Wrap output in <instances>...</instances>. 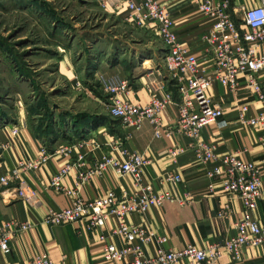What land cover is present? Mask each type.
Segmentation results:
<instances>
[{
	"label": "built area",
	"instance_id": "obj_1",
	"mask_svg": "<svg viewBox=\"0 0 264 264\" xmlns=\"http://www.w3.org/2000/svg\"><path fill=\"white\" fill-rule=\"evenodd\" d=\"M101 1L103 7L109 0ZM125 4L126 19L134 27L155 25L167 49L163 64L174 81L178 98L175 100L173 93L163 86L149 85V101L145 105L135 104L128 99L132 89L127 78L118 74L97 75L99 88L109 100V114L126 128L138 129L147 122L156 138L169 136L173 129L188 138L190 142L186 146L170 148L168 154L175 159L186 150H192L198 162L212 164L206 171L211 180L208 189L227 195L218 217L227 215L233 199L241 202L244 216L235 222L233 235L207 247L187 244L178 249L169 247L168 236L157 233L151 226L128 221L132 215L151 207L188 203L190 195L179 196L174 190L156 191L143 178V168L151 159L143 153L129 151L125 144L128 136H125L110 141L108 152L93 165H87L85 155L78 154L51 175L48 186L62 193L69 203L60 210L49 209L42 221L50 226L81 223L84 230L96 234L102 242V264H216L223 256L239 262L244 249L264 244V207L260 217L253 216L264 194V164L243 159L238 150L217 153L216 142L204 139L202 134L211 125L220 132L229 125L225 119L228 111L225 100L213 93L215 83L235 99L233 108L239 126L264 131V0H193L197 13L211 20L201 37L199 56L181 43L165 1L125 0ZM76 86H80L79 81ZM247 99L257 104L253 115ZM172 104L176 111L175 123L166 126L163 113ZM7 121L2 119V125H10ZM19 130V125L10 126L11 137H16ZM260 140L264 143V136ZM9 144L0 141V151L6 150ZM73 146L85 144L75 142ZM92 146L99 147L96 143ZM60 152L68 154L70 149L61 148ZM51 156L45 146H41L36 157L23 158L12 170L0 174V195L7 201H31L35 190L26 176L45 165ZM108 170L118 178L129 179V189L119 195L109 190L93 199L82 198L83 186ZM72 175L74 183L70 186L65 180ZM163 179L171 185L181 181L179 175L171 173ZM111 219L115 223L105 234L103 227ZM32 226L14 219L0 222V250L8 254L12 239ZM110 237L121 239L122 246L111 243ZM149 246L153 251L148 254ZM28 264H52V260L47 252H40Z\"/></svg>",
	"mask_w": 264,
	"mask_h": 264
},
{
	"label": "crops",
	"instance_id": "obj_2",
	"mask_svg": "<svg viewBox=\"0 0 264 264\" xmlns=\"http://www.w3.org/2000/svg\"><path fill=\"white\" fill-rule=\"evenodd\" d=\"M160 1L168 4L181 43L199 56L202 53L201 37L211 20L197 13L193 0ZM96 2L100 6L101 3ZM103 9L116 23L134 27L126 19L128 11L125 0H109ZM134 29L138 34L135 37L115 35L103 40L98 38L87 46V50L84 47L71 50L70 46L66 48L63 45L61 48L58 44L57 72L74 92L86 95L80 101L72 97L69 107L59 105L51 113L35 114L33 117L27 110L24 88L20 90L16 83L12 84V96L8 97L11 99L9 110L0 113V141L10 142L6 150L0 151V174L12 170L23 158L36 157L41 146H45L52 156L45 165L26 176L35 190V197L31 201H7L0 195V222L14 219L33 225L12 239L8 254L0 250V264H28L40 252H47L52 264L103 263L102 242L96 234L84 230L81 223L60 226L43 223L49 209L60 210L69 203L62 193L48 186L49 179L78 154L85 155L87 165H93L108 152L107 144L110 141L125 136H128L125 144L129 151L143 153L151 159V163L143 168V178L156 191L174 190L179 196L190 195L188 203H165L161 207H151L143 213L132 215L128 221L147 224L157 233L168 236V245L174 249L187 244L207 247L235 233V222L243 218L244 209L239 200L233 199L227 215L218 217V212L227 202V195L217 189H208L211 180L206 176V171L212 164L198 162L192 150H186L175 159L168 154L170 148L186 146L190 142L188 138L180 136L174 129L169 136L156 138L147 122L138 129L126 128L109 114V100L99 88L97 75L118 74L127 78L132 89L128 99L135 104L145 105L149 101V85L163 86L173 93L175 100L178 98L174 81L163 64L167 49L159 39L155 25ZM76 81H79V87ZM213 93L224 98L228 110L225 119L229 125L221 132L211 125L203 131L202 137L216 142L217 153L238 150L243 159L263 165L264 143L260 139L264 131L239 126L233 108L235 99L217 83L213 86ZM246 101L250 103V114L253 115L257 104L250 99ZM175 117V106L169 105L163 113L164 125L173 126ZM2 119H7L10 125H2ZM15 125L20 127L19 134L11 137L10 126ZM75 142H83L85 146H73ZM94 143L99 147L94 149ZM61 148H68L70 152L63 154ZM168 173L179 175L181 181L175 185L165 182L163 177ZM65 183L73 185L74 176L67 177ZM129 185V179L118 178L108 170L101 177L86 183L81 197L93 199L109 190L119 195L122 190L127 191ZM263 207L264 194L253 216L260 217ZM114 223L111 219L103 227V232L108 234ZM109 241L117 247L122 246L121 239L117 237H110ZM146 251L151 253L153 247H147ZM216 264H264V244L244 249L239 262L223 256Z\"/></svg>",
	"mask_w": 264,
	"mask_h": 264
},
{
	"label": "rangeland",
	"instance_id": "obj_3",
	"mask_svg": "<svg viewBox=\"0 0 264 264\" xmlns=\"http://www.w3.org/2000/svg\"><path fill=\"white\" fill-rule=\"evenodd\" d=\"M115 35L138 34L116 23L96 0H0V113L9 110L13 83L24 88L33 117L86 97L57 72L58 44L87 50L93 40Z\"/></svg>",
	"mask_w": 264,
	"mask_h": 264
},
{
	"label": "water",
	"instance_id": "obj_4",
	"mask_svg": "<svg viewBox=\"0 0 264 264\" xmlns=\"http://www.w3.org/2000/svg\"><path fill=\"white\" fill-rule=\"evenodd\" d=\"M69 23V22H68Z\"/></svg>",
	"mask_w": 264,
	"mask_h": 264
}]
</instances>
